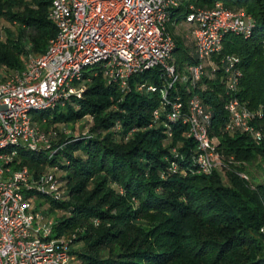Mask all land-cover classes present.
<instances>
[{"label": "trees", "instance_id": "1", "mask_svg": "<svg viewBox=\"0 0 264 264\" xmlns=\"http://www.w3.org/2000/svg\"><path fill=\"white\" fill-rule=\"evenodd\" d=\"M216 1L185 0L177 19L190 2ZM221 1L243 7L255 19L250 35L226 34L223 53L241 56L239 95L257 111L254 121L264 131V0ZM52 2L0 0V67L9 74L23 71L31 55L46 51L57 32ZM174 37L175 51L185 44ZM183 50L173 57L180 71L197 61L194 41ZM84 76L81 95L36 115L42 127L58 129L56 145H63L51 156L45 148L22 145L12 161L15 167L28 165L35 176L47 166L61 172V195L30 191L44 214L56 218L51 236L69 240L78 264H264V180L255 182L247 173L257 161L264 167V136L257 141L226 128L223 69L194 84L178 81L170 95H181L185 110L192 95L201 98L210 113L209 134L229 163L228 180L220 168L200 170L185 113L171 117L169 104L161 109L159 68L133 74L126 90L97 67ZM152 83L158 88H149ZM88 115L86 130L77 134L54 126L66 122L76 129ZM78 242L81 247L74 246Z\"/></svg>", "mask_w": 264, "mask_h": 264}, {"label": "built area", "instance_id": "2", "mask_svg": "<svg viewBox=\"0 0 264 264\" xmlns=\"http://www.w3.org/2000/svg\"><path fill=\"white\" fill-rule=\"evenodd\" d=\"M183 4L185 0H53L50 14L57 32L46 51L31 55L23 71L0 76V264H72L69 240L51 236L56 218L44 214L30 194L37 188L61 195L58 174L47 166L35 176L28 165L15 167L12 161L22 145L45 148L50 156L63 145H56L58 129L42 127L36 115L65 104L71 95H81L89 66L102 70L109 82L124 90L130 88L133 74L159 68L161 109L169 104V116L185 113L202 171L227 170L229 163L209 134L210 113L201 98L192 95L187 110L181 95L172 99L170 89L178 81L194 84L221 67L228 95L226 128L247 132L257 141L263 138V129L254 121L257 111L239 95L241 56L223 53L226 34L250 35L254 17L221 0L212 5L188 3L181 20L192 26L197 61L182 72L173 59L176 39L170 26L181 21L177 13ZM149 88L158 86L152 83ZM159 113L160 108L155 110L156 116ZM240 174L249 178L244 171Z\"/></svg>", "mask_w": 264, "mask_h": 264}, {"label": "rangeland", "instance_id": "3", "mask_svg": "<svg viewBox=\"0 0 264 264\" xmlns=\"http://www.w3.org/2000/svg\"><path fill=\"white\" fill-rule=\"evenodd\" d=\"M180 12V10H179ZM181 12H183V10H181ZM172 32L174 33V35L180 36L183 41L184 44L187 46H192L193 45V33H192V26L187 23L185 20H181L180 22H178L176 25L173 26ZM184 45V46H185ZM184 46H182L180 49H177L174 51L173 57L176 60L177 58H179L182 54H183V49ZM187 50V47L185 48ZM35 55V54H33ZM209 64V63H208ZM207 64V70L209 71V65ZM90 66L85 68V70H89ZM183 72V70H181ZM7 74H9V72L4 68V67H0V76H6ZM184 81V80H182ZM185 82V81H184ZM60 109H63V106H61ZM91 120V117L88 115L86 116L84 119L79 120L76 124L77 127L76 129H74L70 124H67L66 122H59L56 123L54 126H58V128H60L61 130H68V132H74V133H80L83 130L85 131L86 128L83 129L82 125L85 124L87 121L89 122ZM248 169H247V173L251 176V179L256 181L259 180H264V167L262 165H260V162H255L253 164L248 165ZM60 171H58V174L60 175ZM222 175L224 176L225 180H228V172L227 170H222ZM254 177V178H253ZM40 199L39 198H35V202L38 203ZM75 247H81L82 243L78 242L76 244H74ZM78 264L77 260L75 259V257H73L72 259V264Z\"/></svg>", "mask_w": 264, "mask_h": 264}, {"label": "crops", "instance_id": "4", "mask_svg": "<svg viewBox=\"0 0 264 264\" xmlns=\"http://www.w3.org/2000/svg\"><path fill=\"white\" fill-rule=\"evenodd\" d=\"M193 41H194V39H193Z\"/></svg>", "mask_w": 264, "mask_h": 264}]
</instances>
